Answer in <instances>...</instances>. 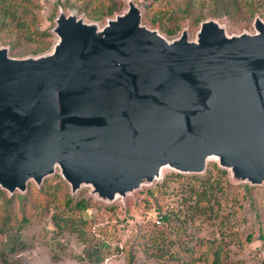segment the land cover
Listing matches in <instances>:
<instances>
[{
  "label": "water",
  "instance_id": "1",
  "mask_svg": "<svg viewBox=\"0 0 264 264\" xmlns=\"http://www.w3.org/2000/svg\"><path fill=\"white\" fill-rule=\"evenodd\" d=\"M104 25L59 10L50 51L0 46V188L25 192L58 169L71 195L107 204L168 167L264 184V20L227 34L214 19L168 39L133 0Z\"/></svg>",
  "mask_w": 264,
  "mask_h": 264
},
{
  "label": "trees",
  "instance_id": "2",
  "mask_svg": "<svg viewBox=\"0 0 264 264\" xmlns=\"http://www.w3.org/2000/svg\"><path fill=\"white\" fill-rule=\"evenodd\" d=\"M36 1L0 0V45H9L13 54L44 53L54 44L52 33L36 26L35 15L39 13V10L35 12ZM202 3L198 5L201 8ZM57 5L63 9L75 7L78 14H84L91 21H104L120 13L124 2L56 0L52 16ZM194 7V0H186L183 7L172 4V0H153L142 11V22L174 35L184 18H191L193 26L203 19V13L196 12ZM255 11L252 2L210 0L208 13L214 17L251 19ZM55 177L39 188L30 185L25 193L9 194L0 188L2 262L7 263L9 255L26 248L23 231L37 214L44 213L49 215L53 237L73 236L82 245L76 258L91 264H100L123 251L125 264H230V244L241 240L238 211L249 199L248 206L258 213L254 191L259 188L247 183L233 184L228 171L218 167L216 162H210L203 174L168 173L140 197L143 204L154 207V217L144 220V216L137 222L132 217L120 216L119 205H101L91 195H71L63 180ZM168 195L174 196V206L166 204ZM133 205L130 200L126 202L124 213L128 216ZM93 209L96 212L93 213ZM104 212L110 213L115 221L101 222L98 216ZM198 220L212 224L211 234L201 235L200 225H195ZM193 224L197 228H191ZM126 228L120 243L118 230ZM252 237L253 232L248 233L246 240L251 241ZM259 237L264 239L262 234Z\"/></svg>",
  "mask_w": 264,
  "mask_h": 264
},
{
  "label": "rangeland",
  "instance_id": "3",
  "mask_svg": "<svg viewBox=\"0 0 264 264\" xmlns=\"http://www.w3.org/2000/svg\"><path fill=\"white\" fill-rule=\"evenodd\" d=\"M73 2H78L80 0H72ZM139 8L144 11L146 6H148L153 0H133ZM186 0H172V4H176L180 7H183ZM245 3L252 2L256 8V11L254 13L253 18L251 19H237V18H228L227 16L222 17H214L209 15V5L210 0H194V8L195 11H201L203 13V20L207 19H214L218 21L221 25L225 27V30L227 34H239L241 32H254L253 28V21L255 17H259L260 19L264 20V0H243ZM123 10L127 7L126 3L127 0H123ZM199 2H203V7L201 8L199 5ZM37 9L35 12L39 10V13L35 15L36 19V26L38 29H48L50 33L53 35L54 42L56 41L57 37L52 32V28L55 25V18L57 16V13L59 10L64 11L65 13H69L72 10H77L75 7L63 9L62 6L57 5V10L53 15V12L55 10V3L56 0H37ZM122 10V11H123ZM121 11V12H122ZM195 12V13H196ZM194 13V14H195ZM38 15V17H37ZM79 16H83L84 20H89L84 14H78ZM34 15L31 17H28L31 19ZM107 20V19H106ZM106 20L104 21H91V22H97L99 25H104L106 23ZM200 21V22H201ZM200 22L193 26L191 18H184L181 21V27L179 31L174 35H167L164 32L158 30L163 36H165L168 39H173L181 33L183 28L188 29V34L190 39H195L196 32L200 26ZM7 47L9 49V55L16 58H22L27 56H37L39 54L34 53H26L22 55L13 54L10 51L9 45H0ZM52 46L50 47V49ZM48 49L45 52L50 51ZM44 52V53H45ZM210 162H216L213 158L209 160L208 165ZM207 165V168H208ZM219 167V166H218ZM206 168V169H207ZM170 172H175L174 170L165 167L162 169L161 177L160 179L156 180L152 185L150 186H142L141 189L133 192L132 194L128 195L124 200H121L120 198L116 199L113 203L109 204H116L121 206V209H119V215L120 216H127L132 217V220L139 221L142 219V217L146 216L145 219H152L155 214L154 207L147 204L146 202L143 204L140 201V197L145 195V191L152 189L157 182H160L163 180V178ZM59 176L64 184L66 185L67 189H69L68 183L62 178V176L59 173V170L57 169L54 174L46 177L43 181V183L49 179V182H52L55 180V176ZM230 177V176H229ZM43 183L38 186L35 184L34 181H29L27 185L26 191L29 189L30 185H32L35 188H39L43 185ZM256 188H259L258 190L254 191V196L256 199V207L258 209V213L252 209L250 206H248L249 199L245 201L243 204V208L238 211V221H239V231L241 240H238L239 243H231L230 244V250H229V258H230V264H264V239L259 237V234H262L264 236V191H262L264 188V184L261 186H254ZM25 191V192H26ZM19 192V191H16ZM23 192V193H25ZM21 193V192H19ZM79 196H87L88 189L86 187L81 188L76 194ZM132 201L134 203L133 207L128 211L129 215L124 213L126 202ZM101 205H106L107 203L101 202ZM170 206H174L176 203V200L173 195H168L166 199V204ZM235 208V207H234ZM233 208V209H234ZM238 210V208H237ZM93 213L96 212V209L92 210ZM92 213V214H93ZM102 221L109 220L111 222H114L115 219L110 215V213H102L98 216ZM103 219V220H102ZM130 221V220H129ZM195 225H200L198 228L200 229L201 235L204 234H211V231L213 229L212 224L206 221H196ZM194 224L191 226V228H197ZM53 228L52 223L50 222L49 215L46 214H37L33 219L30 225L23 231L22 238L26 241L27 246L23 250L17 251L15 254H11L8 256V262L4 263L0 260V264H91L88 263L85 260H79L76 258L75 255L80 253L82 249V245L78 243V241L71 235H67L63 238H57L53 237L54 233L51 232V229ZM129 228V226H128ZM125 230H118V236L121 237V242L124 240V235L122 233ZM253 232V237L251 241L246 240V235L248 233ZM121 245V244H120ZM1 247V245H0ZM125 251L117 253V255H114L108 259H106L104 262L100 264H125ZM153 264H160V263H153ZM196 264H202V263H196Z\"/></svg>",
  "mask_w": 264,
  "mask_h": 264
},
{
  "label": "built area",
  "instance_id": "4",
  "mask_svg": "<svg viewBox=\"0 0 264 264\" xmlns=\"http://www.w3.org/2000/svg\"><path fill=\"white\" fill-rule=\"evenodd\" d=\"M159 221H160V220L158 219V220H157V223H159Z\"/></svg>",
  "mask_w": 264,
  "mask_h": 264
}]
</instances>
